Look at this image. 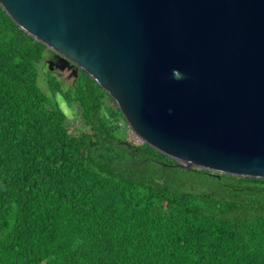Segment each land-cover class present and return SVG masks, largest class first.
<instances>
[{
  "label": "trees",
  "instance_id": "16d2710c",
  "mask_svg": "<svg viewBox=\"0 0 264 264\" xmlns=\"http://www.w3.org/2000/svg\"><path fill=\"white\" fill-rule=\"evenodd\" d=\"M47 51L0 7V264H264V179L124 144L125 119L81 70L39 89Z\"/></svg>",
  "mask_w": 264,
  "mask_h": 264
},
{
  "label": "water",
  "instance_id": "95a60500",
  "mask_svg": "<svg viewBox=\"0 0 264 264\" xmlns=\"http://www.w3.org/2000/svg\"><path fill=\"white\" fill-rule=\"evenodd\" d=\"M0 7L61 57L60 69L70 64L74 79L81 70L94 81L140 144L181 169L264 179V0Z\"/></svg>",
  "mask_w": 264,
  "mask_h": 264
},
{
  "label": "rangeland",
  "instance_id": "374dc122",
  "mask_svg": "<svg viewBox=\"0 0 264 264\" xmlns=\"http://www.w3.org/2000/svg\"><path fill=\"white\" fill-rule=\"evenodd\" d=\"M58 58V55L48 50L45 53V58L41 62L37 64V86L39 89L47 96L51 98V92L49 90L47 79L50 76L54 77L61 85L63 89H68L72 87L74 84V69L72 67L70 68H51L54 63H56ZM54 100L57 103L59 109L67 116V124L69 127V130L72 134H76L80 131H84L85 127L83 125V122L81 120L80 114L76 106H69L67 105L62 97L58 94L54 96ZM126 137L125 139L127 141H132L135 144H140L138 139L132 136L131 131L128 129L125 130ZM44 264V263H42Z\"/></svg>",
  "mask_w": 264,
  "mask_h": 264
},
{
  "label": "flooded vegetation",
  "instance_id": "af4514ba",
  "mask_svg": "<svg viewBox=\"0 0 264 264\" xmlns=\"http://www.w3.org/2000/svg\"><path fill=\"white\" fill-rule=\"evenodd\" d=\"M61 64H62V59H61V57L58 56L57 61H56V63L53 64L52 68H59L58 66H60ZM68 66H71V65H70V64L67 65L66 68H67ZM71 67H72V66H71Z\"/></svg>",
  "mask_w": 264,
  "mask_h": 264
}]
</instances>
